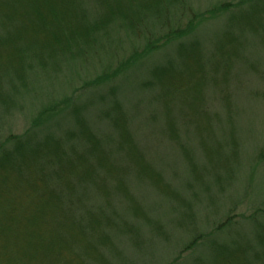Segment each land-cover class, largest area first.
Segmentation results:
<instances>
[{"label":"rangeland","instance_id":"rangeland-1","mask_svg":"<svg viewBox=\"0 0 264 264\" xmlns=\"http://www.w3.org/2000/svg\"><path fill=\"white\" fill-rule=\"evenodd\" d=\"M79 2L86 23L105 20L95 2ZM174 4L163 21L143 19L138 36L115 25L89 47L74 36L65 57H38L31 42L46 35L34 15L21 31L0 29V237L7 231L9 246L0 264H210L218 246L225 257H243L233 264H246L248 252V264L264 262L257 257L264 254V0ZM160 22L190 32L148 52L146 41L167 31ZM179 44L187 47L180 54ZM76 46L79 54L67 56ZM170 64L180 92L172 75L153 72ZM121 113L144 162L126 164L119 154L129 146L124 138L119 146ZM86 126L99 147L81 132ZM9 155L16 166L5 162ZM145 165L162 183L140 170ZM97 168L114 171L105 186ZM49 185L87 195L76 216L93 219L84 232L63 228L69 239L55 232L62 243L50 254L40 239L28 262L9 243L29 239L32 209L54 201Z\"/></svg>","mask_w":264,"mask_h":264},{"label":"trees","instance_id":"trees-1","mask_svg":"<svg viewBox=\"0 0 264 264\" xmlns=\"http://www.w3.org/2000/svg\"><path fill=\"white\" fill-rule=\"evenodd\" d=\"M21 1H23V3H21L22 5H20V0H0V29L3 31L4 36L8 34L9 29H10V28L6 30L3 29V27L5 26L7 27L10 25L14 26L15 28L12 32H15L18 30L21 31L22 29L20 27L22 26L21 24L25 22V19L28 18L30 21V18H31L30 15H34L32 18L35 20V22L37 21L39 25L42 24L41 25L42 28L40 29L42 30V32L40 33L42 35L44 34L46 35V37L44 35L45 37L44 39L42 38L39 39L38 40L39 42H36V41L31 42L34 44V45L31 44V45L36 47L37 55L39 58H42L46 53L49 56L52 55V57H54V55H56L57 53L64 54L65 50L63 49L69 48L71 44L74 43L72 41V38L74 36H79L80 38H83V37L88 38L85 41L87 43L89 41L95 42L97 41V38L100 37L101 34L104 35L109 29V27H111L112 25H115L118 28L119 27L124 28V30H126L128 33H130L133 36H138L139 34L142 33L141 32L142 30H140L139 26L142 24V22H144L142 21L143 19H148V20L152 19L153 21H157V20L163 21V18L167 17V13H168L170 6H173L175 5L174 3L178 2V0H92L93 4L95 2V4L99 7V9L103 11V14L99 15L98 18L104 17L105 20L104 21L100 20L99 22H94V23H86V22H89L88 21L89 18L87 16L88 12L85 11L86 9L84 10V6L81 2H79V0H45V4L43 3L39 4V0H21ZM253 1L254 0H252V2ZM23 4H25V7L23 6ZM16 7L20 8V10H18ZM140 8H142V10ZM165 11H166V14H163ZM141 12H145V14L141 16ZM25 16H29V17L26 18ZM35 17H37V20ZM101 26H102V29H100ZM191 26L193 25L192 24L188 25V27L190 28ZM161 27H162V30L167 29V31L161 34L159 37H157L153 41L151 40H147L148 42L146 41L145 49L147 48L148 52H154L158 50L161 46L167 45L168 43L175 41V39L177 38H182V37L187 36L188 33L190 32L188 28L187 29L180 28V27L172 28L170 26L166 28L165 24H162V23H161ZM85 28H86V31L84 30ZM79 30H81L82 32H79ZM12 32L10 34H12ZM43 41H46V42L43 43ZM90 42L82 46L89 47L91 45ZM180 44L178 45L179 54L181 51L187 49V47H184L183 45H180ZM80 47L81 46H76L75 48L77 49L67 50L68 53H66V55L68 56L69 54H72L73 52H76L77 54H79V51H80L79 49H81ZM77 54H74V55H77ZM63 57H65V54L63 55ZM170 65L167 68L166 67L154 68L153 72L155 76L156 74H159V73H160L159 75L164 73L163 75H166V76L169 75V77H171L172 75V80H175V79L177 80H175L174 83H171V84H174L175 91L177 90V92H180L182 90V86L179 83V75L178 74L173 75L178 72H176L174 67ZM96 81L97 83H100L101 77L97 78ZM168 87L170 88V86ZM121 117H122L123 124L118 119H116L117 122L115 121V127L118 128V131L120 132V140L121 138H124V140H126L127 142L126 144L129 145V146H122L124 140H121L119 142V146L120 147L122 146L121 149L118 146L116 147L120 149L119 154L122 155L123 162L124 163L126 162V164L130 163L131 162L130 159L134 162L137 161L138 163L140 161L144 162L142 155L138 151L133 141V138L131 134L129 133L125 116L122 113H121ZM79 122H82V121H79ZM87 129H88L87 126L82 127L81 132L86 134V137L88 138V140H91L94 144H96V146H98V141L94 138L93 135L89 133ZM11 139L15 140L16 142L22 141V139L18 137H11ZM130 151H133V154H130L129 153ZM58 155L59 154L57 152L56 156ZM41 156L49 158L46 155L41 154ZM76 158L79 159L78 157ZM48 160H51V159H48ZM61 160L62 159H58L57 161L60 162ZM5 162L8 163L9 166H11V163L14 162V166H16L17 160L16 158L14 159V157L9 155L8 158L5 160ZM67 163L71 164L70 166H71V170H73V174L79 175V171H76L75 169L77 168L74 167L77 164H75L72 161V159L67 160ZM128 168L130 167L128 166ZM110 170L111 172L114 173L112 168ZM110 170H107L109 176L107 174L105 175V172L101 168H97L96 170H94L97 175V178H96V180H98L97 184H103L104 186L107 184V182L105 181L109 180L110 176L113 175L110 172ZM140 170L141 171L147 170L149 173L152 172L153 174H155L146 165L143 166ZM55 174L56 172H54V175ZM57 175L60 176L59 173ZM46 176L44 175L43 177H46ZM156 176L158 177L156 178V180L161 182L162 178L159 175H156ZM56 179L58 180V177H56ZM49 187L50 189L52 188L50 185ZM94 188L93 190L99 193L98 190L96 188L95 190ZM162 188H163L162 191L164 192L168 191L170 195H173V191L170 190L169 187L166 186V188L165 187H162ZM120 189L123 191L124 195L126 194L125 196L129 198L126 192V187L124 183L122 184ZM52 191L55 195L54 196L55 198L51 206L49 204L45 206L44 204L35 205L34 207H36V209L35 210L32 209V213H31L32 218L28 217V219L30 220L29 222L31 224L29 227L30 230H27V232L25 233V237L27 236L29 237V239L23 240L22 242L15 241L13 244H10L11 242L9 243L10 246L16 249L15 252L19 256L21 255L23 258L27 259L28 262L36 258L35 256L37 255L38 248L41 244L39 242L40 239H45L44 240L45 242L43 244V249H42L43 252L45 251L47 252V254H50L52 252L51 250L52 246L62 243L61 240H58L59 239L58 235H56L57 236L56 238L55 232H58L60 236H66L69 239L68 235L61 233L63 228L67 227L68 225H72L77 231H83L86 227V223L88 224L90 220L93 219V217H91L93 216L92 213L88 215L86 214L87 222L85 221V219L84 220L82 219L83 217H81V215L79 217L76 216L77 215L76 212L79 210V208L82 205L83 198H87L86 197L87 195L85 196V194L83 193V195L81 196L82 198H78L79 197L78 191L73 192V194L75 193L76 198L68 194H63L62 189L61 187H59V185L53 186ZM132 204L135 205V211L138 213H141V210L139 209L137 204L135 202H133ZM56 213H58L60 217L49 216V215H53ZM51 226L54 229H52ZM49 231H51L50 234H48ZM73 231L75 230H70V233H72ZM71 236H74V234L72 233ZM77 236H81L80 239L78 240V243L84 241V238H85L84 234H78ZM0 238H3V242H2L3 245L2 247H0V256L2 257L3 255L4 256L7 255V251L9 249V246L7 245V240H8L7 231H5L4 235ZM194 244H195L194 242H191L188 247H193ZM220 248L225 249L226 247H223V246L217 247V249H220ZM224 249L223 250L221 249V251H224ZM221 251L219 253L215 251L216 254L214 253V256L212 257L210 264L211 263L212 264H233L231 263V261H233L234 263H237L238 261H241V259H243V257L241 258L238 257V259H234L233 258L234 256L232 258H229L228 256L225 257L224 256L225 253L221 254ZM257 257L264 260L263 258L264 254L263 255L259 254ZM245 260L253 261L251 253L249 252L246 253ZM70 261H75V260L70 259L68 262ZM247 261L245 262L246 264H248ZM261 264H264V262H262Z\"/></svg>","mask_w":264,"mask_h":264}]
</instances>
